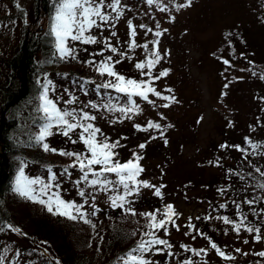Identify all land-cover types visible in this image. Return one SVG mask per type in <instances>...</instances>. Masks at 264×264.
Masks as SVG:
<instances>
[{
    "label": "trees",
    "instance_id": "16d2710c",
    "mask_svg": "<svg viewBox=\"0 0 264 264\" xmlns=\"http://www.w3.org/2000/svg\"><path fill=\"white\" fill-rule=\"evenodd\" d=\"M25 1L29 3L28 6H20L16 0H0V36L6 37L11 44L9 49L0 53V231L2 234L17 232L8 227L11 225L18 228L20 238L26 240L29 247L24 246L16 250V253L19 254L16 256L17 264H57V261L59 264H119L118 257L134 247L137 240L140 239L141 232L146 230L144 225L147 221L139 214L160 210L161 216L158 218H162L163 209L170 202L168 196L164 194L167 183L152 184L154 190L156 187L160 188L161 195L159 197L154 194V191L150 194H140L134 198L128 197L132 202L131 207L137 213L135 216L126 215L123 209H114L110 207V204L104 208L95 206L96 215H92L93 206H84L83 211L87 214L86 218L91 221L90 223L53 215L47 211L45 206L20 197L12 191V188L21 163L24 164L27 175L42 177L48 181L50 168L51 174L55 175V180L49 181L53 184L61 181V183L71 185L76 180H72L74 175L80 177L81 173L78 168L69 169L67 174L64 172V169L72 163L71 158L50 151L45 152L42 145L37 143L35 137L39 135L40 127L46 122L43 113L37 110L38 96L43 91L42 85L50 82L49 98L54 100L61 109L84 108L85 111L93 115L94 109L90 106L85 107V105L112 103L127 106L126 96L117 94L111 89H96V84L102 83L108 78L100 77L92 67L83 61L93 58L91 54L98 52L103 47V39L106 37L119 51L127 53L129 31L126 27L121 26V21L127 16V21L131 20L135 27L134 18L137 17V14L135 12L130 15L127 10L131 6L123 5L121 0L124 13L118 21H115V28L104 26L103 29L94 28L92 30V34L96 35L101 43L84 45L79 42H70L69 47L75 49L77 59L71 57L61 59L54 46V37L49 34L50 17L54 15L55 0ZM141 2L146 4L147 0H141ZM106 11L110 12L109 9ZM262 25H264V21L259 25L260 34L252 39L251 43L254 42L257 49L254 50V55L258 53L259 46L263 51L257 58V64L253 65L255 63L253 60L249 65V71L253 72V82L260 87L264 86V78H261L264 76V28ZM112 31L116 32V36H111ZM260 35L261 42L258 44L256 40ZM104 55H112V53L105 50ZM94 58L101 59L100 56ZM114 59L118 60L120 56L116 55ZM258 65L262 67H258ZM60 66L70 68L67 70L55 69ZM115 71L127 78L137 80L142 78L124 73L120 63L115 65ZM144 79L147 78L144 77ZM85 80L94 82L84 84ZM65 88L76 89V92H68ZM73 98H75L73 104L66 103ZM133 99L136 103H146L139 97ZM260 99L261 101L254 107L255 117L248 122V129L245 130L242 126L237 128L238 131L235 128L228 131L224 127L217 129L218 137L206 160V164H213L217 172L207 181L206 190L200 192L194 199L199 201L197 204H201L203 210L197 212L191 222L188 218L184 223L179 224V216L174 217L175 225L179 226L178 230H183L191 241L197 240L199 244L194 245L192 242L175 245L167 240L172 245L170 250L148 255L147 258L153 264H169L170 262L183 264L186 259L191 260L192 264H200V258L205 253L195 255L193 249L197 251L200 249L213 250L218 256L214 255L216 259L226 262L227 259L218 255L216 250L211 248L209 240L228 255L229 250L217 237L227 232H235L232 230L231 224L225 225L217 217L227 216L236 222L246 217L244 223L247 226L259 228L260 232L264 228V189L256 187L258 183H264V176L256 171V169H260L261 172H264V147L253 149L249 143L264 145V95ZM94 124L110 141H119L120 145L123 144V139L117 136L118 133L113 135L105 127L101 128L96 121ZM142 127L140 126L139 129L134 127V132L135 130L140 131ZM144 130H150V133H145L149 134L153 142L149 144L153 154L168 152L170 138L162 125L160 129L147 126ZM52 132L53 134L46 137L44 141L49 144L50 148L84 151L83 144H72L59 133L58 129L53 128ZM73 136L75 138V134ZM235 146H239L244 151L237 150ZM120 148L121 146L115 149L119 155L123 153ZM119 155L117 159L121 163L127 161L128 158ZM61 197L65 201H74L62 195ZM246 199L253 200L254 203L248 205L244 203ZM186 201L189 199L187 198ZM15 203H21L28 207L27 214H24L26 216L22 218L11 214L9 204L16 205ZM222 204L226 207L221 208ZM237 204L240 205L239 213ZM127 217H133L134 223L128 221ZM205 217H209V219H205ZM104 218H106L105 225H103ZM189 223L192 228L188 227ZM176 229L177 227L168 225V232ZM76 230H80L81 235ZM240 231L249 233L243 227ZM133 232H136L137 235L132 236ZM251 233L257 235L256 232ZM164 234L163 230L157 233L160 238L166 239ZM87 239H89L88 242H86ZM181 245L187 246L188 250L182 248ZM168 251H171L173 255H167ZM16 253L6 257L4 263L12 261ZM1 257L3 256L1 255Z\"/></svg>",
    "mask_w": 264,
    "mask_h": 264
},
{
    "label": "rangeland",
    "instance_id": "374dc122",
    "mask_svg": "<svg viewBox=\"0 0 264 264\" xmlns=\"http://www.w3.org/2000/svg\"><path fill=\"white\" fill-rule=\"evenodd\" d=\"M16 3L20 6L29 5L25 0H16ZM122 3L131 6L127 10L130 15L135 12L137 14L134 18L137 44L148 43L151 49L153 46L150 41H158L156 49L161 59L153 69V75H158L163 70H168V74L156 80L153 86L162 96L174 97V100L165 101L149 94V100L154 101V104L136 103L139 111L131 113V118L119 111L109 112L103 107L94 109L93 115L101 128L105 127L113 135L118 133L117 136L123 139L120 148L123 153L118 154L119 156L131 159L132 154L137 153L142 157L139 161L144 169L139 177L141 181H147L150 185L167 183L164 194L170 200L168 204L173 205L179 216L178 223L182 224L188 218L191 222L197 212L203 210L201 204H197L199 201L194 199L206 190L207 181L217 172L213 164H206L209 151L218 137L217 129L224 127L228 131L235 128L238 131L239 126L248 129V122L255 117L254 107L264 95V86L255 84L252 80L253 72L249 71V65L253 60V65L257 64V58L263 51L259 46L258 53L254 55L253 52L257 49L254 42H251L260 34L259 25L264 21V0H154L152 5L143 4L141 0H122ZM126 17L121 21V26L129 31ZM140 25L147 27L140 28ZM146 29L151 31L146 32ZM155 32H160L161 35L157 37ZM256 42H261V35ZM10 47L7 38L0 36V53ZM127 55L132 59H124L120 63L123 72L132 77H141L134 64L144 61L148 53L137 47L128 50ZM68 68L70 67L60 66L55 69ZM65 89L71 93L76 92V89ZM165 103L169 106L163 107ZM149 121L166 129L170 138L167 153L153 154L150 151L149 144L153 142L149 134L145 133H150V130H144ZM136 125L143 127L134 132ZM140 144L145 147L139 148ZM27 176L37 178L30 174ZM38 178L49 183L42 177ZM78 179V175H74L72 186L61 181L55 182L54 184L59 185L56 190L60 195L84 204L85 207H91L93 203L100 208L109 206L108 198L115 193L95 191L84 184L78 186ZM78 187L86 193H94L95 201L93 202L91 195L80 197ZM153 191L154 187H142L138 195ZM187 198L189 201H186ZM15 204H9L11 214L22 218L26 216L24 214H27L28 207L21 203ZM126 219L133 221V217ZM105 221L106 218L103 219V225L106 224ZM76 232L81 235L80 230ZM234 232L217 237L229 250L227 256L231 259L226 262L216 259L215 256H218L215 251L207 250L199 263L264 264V257L257 255L264 252V228L259 233V241L255 240L256 235L252 233ZM18 233L2 234L0 231L3 259L16 253L18 248L29 247ZM163 236L175 245L192 242L194 245L199 244L197 240L191 241L181 229ZM88 241L89 239L86 240ZM237 249L240 251H236ZM17 254L7 264H17Z\"/></svg>",
    "mask_w": 264,
    "mask_h": 264
},
{
    "label": "snow or ice",
    "instance_id": "6c2138e0",
    "mask_svg": "<svg viewBox=\"0 0 264 264\" xmlns=\"http://www.w3.org/2000/svg\"><path fill=\"white\" fill-rule=\"evenodd\" d=\"M149 5L154 3V0H147ZM184 6V5H182ZM109 9V11H106ZM163 10V9H161ZM115 15H112V14ZM124 13V8L121 4V0H55L54 15L50 17V31L49 34L54 37V46L59 53L60 58L71 57L77 59L75 55V49L69 47L70 42H79L84 45L101 43V40L92 34L94 28L103 29L104 26L115 28V21H118ZM140 28H145L144 25H140ZM129 29V41L127 42V50L131 51L137 47L143 48L147 53V57L144 61H138L134 64L135 69L140 72L142 77L140 80L134 78H127L124 75L115 71V65L121 63L124 59L131 60L132 57L128 56L125 51H119L117 47L113 46L109 38L103 39V47L96 53L91 54L93 58L83 61L86 65L92 67L100 77H107L102 83L96 84V89H111L115 93L121 94L127 97V106L118 107L112 103H106L104 105H97L91 103L85 105V107H91L92 109L105 108L109 112L119 111L128 118L134 111H139L134 97L154 104V101L149 100V94L155 97L161 98L165 101L174 100V97L162 96L160 91H157L153 86L156 80L167 76L168 70L160 71L158 75H153V69L159 63L161 56L156 49L158 41L152 40V48L149 49V44L138 45L135 36L136 29L131 20L128 21ZM151 29H146V32H150ZM155 36L159 37L160 32H155ZM111 36H116V32L112 31ZM105 50L112 53V55H104ZM119 55L120 59H114V56ZM100 56V60H96L94 57ZM228 63V61H225ZM146 77L147 79H144ZM261 78H264L262 76ZM94 81L85 80L84 84L93 83ZM49 83L42 85L43 91L38 96L39 106L38 111L43 113L45 123L40 127L39 135L35 137L37 143L42 145L45 152H52L72 159V163L69 164L64 172L67 174L69 169L78 168L81 173L76 184H84L87 187L92 188L95 191H102L108 193H115L109 196L110 207L121 208L124 213L130 215H137L135 210L131 207V201L128 197L138 195L140 189L153 187L147 181H141L139 179L140 174L144 171L139 161L142 159L137 153L132 154V158L126 162L121 163L118 159V153L115 149L120 147V142H112L106 137L102 130L95 126L94 121L96 117L91 115L84 108L80 109H61L57 103L49 98ZM83 87V85H82ZM168 91H171L170 89ZM75 98L68 100L67 104H73ZM163 107H168L169 104L165 103ZM148 128L160 129L161 125L158 123L148 122ZM139 129V125H136ZM56 128L59 133L66 137L72 144L81 143L84 146V151H67L64 149L50 148L49 144L44 142L46 137L53 134L52 129ZM75 134V138L73 136ZM162 134V133H161ZM167 143V141H165ZM250 146L253 149H259L264 145L252 144ZM144 144H140L139 148L143 149ZM223 147V146H222ZM237 150L244 151L239 146H235ZM261 176H264V172L260 169H256ZM49 181L55 180V175L51 174L49 168ZM251 175V174H250ZM111 177H115L114 179ZM257 188L264 189V183H258ZM58 184L51 182L44 183L39 178H30L25 174L24 164L21 163L17 174L15 176L14 185L12 191L18 194L20 197L27 199L28 201L39 203L47 208V211L53 215H60L69 220H82L84 223H90L91 221L86 218V213L83 211L84 204H77L74 201H65L59 191ZM156 196L161 195L159 187L154 190ZM78 195L85 198L91 195L93 202L95 201L94 193H86L84 189L78 187ZM85 199V203H87ZM244 203L252 205L253 200H245ZM221 208L226 207L220 205ZM237 211L239 213L240 205L237 204ZM92 215H96L97 209L93 203ZM147 223L144 225L145 231L141 232L140 239L137 240L134 247H131L118 257L119 264H153L147 257L148 255H155L162 253L165 250H170L172 245L163 238H160L157 233L163 230L165 235H168V225L178 227L175 225L174 217L177 216L174 212L173 205L168 204L164 207L162 218L160 210H154L152 212L140 213ZM209 219V217H205ZM223 221L225 225H232V230L238 234L241 227L245 231L256 232L255 240H261L259 235L260 229L249 227L244 223L246 217L239 220V222L230 220L227 216L217 217ZM12 231H20L18 228H14L11 225L8 226ZM192 227L191 223L188 225ZM132 236H136L137 233H131ZM202 235V233H201ZM248 243V241H244ZM211 248L215 249L217 254L225 259H231L228 257L214 242L209 240ZM162 246V247H159ZM182 248L187 249V246L181 245ZM195 255L205 253V249L199 251L192 250ZM236 251H240L237 249ZM167 255L171 256V251L167 252ZM260 257H264V252L257 253ZM0 264H4L3 257H0ZM59 264V261H57ZM183 264H192V261L186 259Z\"/></svg>",
    "mask_w": 264,
    "mask_h": 264
}]
</instances>
